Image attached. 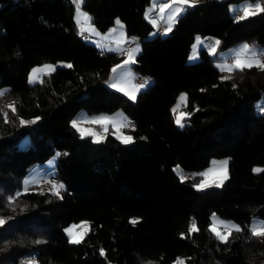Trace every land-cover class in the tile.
<instances>
[{
  "label": "trees",
  "instance_id": "obj_1",
  "mask_svg": "<svg viewBox=\"0 0 264 264\" xmlns=\"http://www.w3.org/2000/svg\"><path fill=\"white\" fill-rule=\"evenodd\" d=\"M241 1L197 0L165 32L146 13L152 0H83L100 30L120 19L128 41L140 39L131 65L153 81L132 99L109 83L125 44L115 51L90 40L73 0H0V264H176L181 256L185 264H264V236L251 225L253 215L264 218V166L255 168L264 165L256 103L264 68L223 75L215 63L238 41L264 45V12L240 19L231 3ZM197 35L219 43L189 61ZM59 59L71 67L28 81L33 66ZM183 90L190 115L180 126L172 110ZM120 108L136 120L126 127L131 143L73 127L82 109ZM54 153L62 192L24 189L20 178ZM221 155L230 156L223 183L194 187L198 175L189 174ZM214 213L241 223L227 242L211 230ZM80 219L90 228L72 243L65 226Z\"/></svg>",
  "mask_w": 264,
  "mask_h": 264
},
{
  "label": "rangeland",
  "instance_id": "obj_2",
  "mask_svg": "<svg viewBox=\"0 0 264 264\" xmlns=\"http://www.w3.org/2000/svg\"><path fill=\"white\" fill-rule=\"evenodd\" d=\"M255 3H262L261 0H246L241 2H232L231 3V10L234 11L237 8L241 10V13L239 15H243V9L252 4L254 6ZM169 7H165V6ZM184 4L178 3V0H152L151 4L147 7L146 13L151 19V21L157 26L160 23L167 24V30L165 32H168L169 28H172V24L174 23V19L176 16L174 15L177 12V8H183ZM161 8H164V11H161ZM82 10L83 7H82ZM182 10V11H183ZM83 12V11H82ZM181 12V11H180ZM179 12V13H180ZM77 16L82 20V18L79 16L77 12ZM90 17V15H87ZM175 16V17H174ZM91 18V17H90ZM118 21H121L120 19H117ZM83 21V20H82ZM87 25H92L94 28H96L97 32H91L92 34L88 37L90 40L95 41L98 45L104 46L106 44V38L109 41H116V42H122L125 44L128 41V34L126 30L123 28L117 27V24L114 23L111 25L107 30L103 31L98 29L92 19L90 20V23L83 21ZM115 29V31H113ZM108 34L107 37L102 36L103 34ZM205 41V37L202 35H197L195 38V41L193 42L188 60L194 61L200 58L199 50L200 47L205 44H200L201 42ZM217 40L214 39L212 43L208 45V48L211 52L216 51V44ZM245 46H248L250 51L245 50ZM213 48H215V51H213ZM133 49H138L140 51L141 44L136 43L134 44L129 50L132 51ZM129 51V52H130ZM134 53L133 60L135 59L136 53ZM263 52V54H261ZM128 53V52H127ZM219 56L216 57L215 63L223 70V75H229L232 71H228L227 69H235L236 68V60L237 58L240 59H247V60H253L255 57H264V45L261 43L249 41V40H241L233 45L220 49L218 51ZM229 57L233 58L232 62H228L227 59ZM231 58V59H232ZM128 60V55L124 56L122 60L117 62L115 65L116 67L112 68L111 78L109 79L110 85L113 87L121 90L124 89V93H133L135 97L137 98V93H134V88L130 87L129 85H126L124 83V77L128 72L134 71V68L132 67L131 63H125V61ZM71 61L67 59H59L57 61H46L43 63L36 64L32 67L31 71L29 72L28 81L30 83H35L39 79H41L43 73L48 72V68L55 69L59 65H70ZM124 65V67L122 66ZM113 69H116L115 72H113ZM33 73H36V78L33 79ZM123 77V78H122ZM153 79L151 80V82ZM150 84V83H148ZM146 84V85H148ZM145 85V86H146ZM2 89H0L1 91ZM128 95V94H127ZM130 96V95H129ZM181 97H186L185 101L181 100ZM135 98V99H136ZM187 101V91L183 90L179 93L175 103L173 104V108H176L177 105H180V107L177 109L176 114H174V119L176 121V115H178L180 112L188 113L187 110L184 108V103ZM257 106L264 111V93L257 99ZM86 116L79 115V112L74 117L73 121H77L79 123L80 129L83 130L80 131L82 135L91 134L95 139H101L103 138L108 131H113L117 136H120L123 134L124 136H130L133 139L132 133L126 129V127L117 129V124H127V121L129 119L127 113L122 109H118L112 112L107 111H100L95 112V114H91L89 117L88 112L86 111ZM106 117L109 120L113 121V123H94L90 121H98L100 118ZM186 120H183V125H185ZM128 125V124H127ZM131 125V124H130ZM214 136H221L222 132L217 131L213 134ZM58 154L54 153L52 154L48 159H46L43 163H35L33 164L30 169L27 171L25 175H23L20 178L22 187L24 189L30 188V187H36L43 190H53L56 191L54 188L55 185H62L63 187L59 189V193L62 192V189L64 188V182L62 180H58L55 177L56 174V163H57ZM230 156L228 155H221V156H213L211 159V162L209 165L204 167L203 169L196 171L195 174H189V175H198L195 185L199 184L202 180H206L209 185H221L225 178L228 176V162H229ZM226 162V163H225ZM264 165L257 164L255 166L256 169L262 168ZM177 169L180 170V166H176ZM203 173H209L207 177L202 175ZM186 175V174H184ZM87 223L90 228V220L89 219H80L78 221H73L65 226V230L68 232V229L72 228L73 225H80L82 223ZM193 222L191 223L192 226ZM196 224V223H195ZM213 225L219 226V230L224 232L227 235L228 229L224 226H232L233 229L240 228L241 223L230 218L222 217L214 213L213 221L211 222L210 226L213 227ZM251 225L253 228H257L259 226H264V218L260 215H253L251 219ZM223 227V228H220ZM197 227V226H196ZM88 229H76L77 232L84 231L85 234L89 230ZM69 234V233H68ZM228 236V235H227ZM84 237V236H83ZM70 239L71 236H70ZM184 261L183 256L179 257L176 261V264L178 261ZM24 264H37V261L31 257L26 258L23 261ZM185 264V262H184Z\"/></svg>",
  "mask_w": 264,
  "mask_h": 264
},
{
  "label": "snow or ice",
  "instance_id": "obj_3",
  "mask_svg": "<svg viewBox=\"0 0 264 264\" xmlns=\"http://www.w3.org/2000/svg\"><path fill=\"white\" fill-rule=\"evenodd\" d=\"M73 3L76 5V10L79 14V16L82 18L83 21L90 23L91 18L89 16H87V14L82 12V4H83V0H73ZM178 3L180 4H184V5H188V6H195L196 0H178ZM165 7H169V6H165ZM182 8H177V12L174 15H178L180 11H182ZM161 11H164V8H161ZM260 12H264V4L262 3H255L254 6L252 4L246 6L243 9V15L240 16V19H246L247 17L251 16V15H256L257 13ZM117 23H119V21H117ZM88 28L84 27V24H81V32L83 33L84 31H88ZM170 30V28L168 29ZM113 31H115V29H113ZM219 42L217 41L216 44H218ZM245 50L246 51H250V49L248 48V46H245ZM138 49H133L132 51L128 52V60L125 61V63H129L133 61V56L134 53L137 52ZM213 51H215V48H213ZM69 67H71V65H68ZM250 67H262L264 68V57H255L253 60H247L245 59H240L237 58L236 60V68H238L239 70H243L244 68H250ZM53 68H48L47 71L51 72L53 71ZM228 71H232L234 69H227ZM116 69H113V72H115ZM36 78V73H33V79ZM147 82H145L146 84ZM145 84H141L138 86V88H142L145 86ZM137 88V90H138ZM124 89H121V91H123ZM128 95H130V97L132 99H135V95L133 93H127ZM182 101L186 100V97H181ZM180 107V105H177L176 108H173V113L176 114L177 109ZM189 113H185V112H180L178 115H176V123L180 126H183V120L189 116ZM22 123H27L24 121H21ZM90 122H94V123H113V121L109 120L106 117L100 118V120L98 121H90ZM129 125L127 124H117L116 127L117 129H121L124 127H128ZM73 127H76L79 131H82V129H80L79 127V123L77 121H73ZM118 138L121 139V141L123 143H131L132 142V138L130 136H124L123 134H121ZM226 163V162H225ZM178 170V169H177ZM256 171H260V169H257ZM202 175H204L205 177H207L209 175V173H203ZM182 179H186V177H181ZM209 183L206 180H202L199 184L194 185V187H196L197 189H203L206 187H209ZM62 185H55L54 188L56 189V195H59V189L62 188ZM12 203H14V201H12ZM135 222V221H134ZM4 223H6V220H4L3 218H0V225H3ZM225 228L228 229L227 235H230L231 231L233 230L232 226H224ZM89 225L85 222L82 223L80 225H73L72 228L68 229V233L71 236V242L72 243H80L83 236L85 235L84 231H80L77 232L76 229H88ZM197 227L195 222H193L190 231H196ZM216 235L217 237L223 241V242H227V235L219 230V226L217 225H213L212 229H211ZM235 230H239V229H235ZM252 234L254 236H264V226H259L257 228H253L252 229ZM177 264H184V261H178Z\"/></svg>",
  "mask_w": 264,
  "mask_h": 264
},
{
  "label": "crops",
  "instance_id": "obj_4",
  "mask_svg": "<svg viewBox=\"0 0 264 264\" xmlns=\"http://www.w3.org/2000/svg\"><path fill=\"white\" fill-rule=\"evenodd\" d=\"M197 1V0H196ZM187 5H184L183 6V8H185ZM83 7V6H82ZM83 9L84 10H82L83 11V13H85V14H87V15H90V17H91V19H92V21H93V18H92V14L87 10V9H85L84 7H83ZM242 14V13H241ZM175 16H177V15H175ZM174 16V17H175ZM241 16V15H240ZM75 17H76V20L78 21V23L79 24H84V27L85 28H88L89 30L88 31H85V32H87L89 35H91L92 33L91 32H97V30H96V28H94V26H92V25H87L86 23H84L78 16H77V10L75 11ZM176 18V17H175ZM175 18H173V19H175ZM117 21L118 20H116V24H117V27H119V28H123L124 30H126L125 29V26H124V23L122 22V21H119V23H117ZM94 23V22H93ZM94 25H95V23H94ZM96 26V25H95ZM97 27V26H96ZM98 28V27H97ZM99 29V28H98ZM127 32V31H126ZM128 34V33H127ZM105 35V37H107V35L108 34H103L102 36H104ZM129 35H128V39H129ZM106 40V44L104 45V46H101V47H103V48H106V49H109V50H117V51H119V50H121L122 48H123V46H122V44H120L119 42H116V41H109L107 38L105 39ZM199 41H200V39H199ZM201 42V41H200ZM201 45L202 44H205V41H203V42H201L200 43ZM130 50H128L127 52H129ZM127 52L125 53V55L124 56H126L127 55ZM137 54V53H136ZM136 56V55H135ZM229 58H232V57H229ZM228 61V60H227ZM232 61H233V58H232ZM232 61H230V62H232ZM229 62V61H228ZM115 65H117L116 63L113 65V68L114 67H116ZM123 67H124V65H122ZM133 67V66H132ZM123 78V77H122ZM124 83L126 84V85H129L130 87H133L134 88V93H138V91L141 89V88H138V86L139 85H141V84H145V82H147L146 84H148V83H150L151 82V79H148V78H146V77H144V76H142V75H139L137 72H136V70L134 69V71L132 70V72H128V74H127V77H126V75H125V77H124ZM145 84V85H146ZM137 88H138V90H137ZM143 88V87H142ZM118 110V109H117ZM85 112H86V110L85 109H82V110H80L79 111V115H81V116H86L87 114H85ZM91 114H95V113H89L88 112V116L89 117H91L90 115ZM127 124L128 125H130L129 124V119H128V121H127Z\"/></svg>",
  "mask_w": 264,
  "mask_h": 264
},
{
  "label": "built area",
  "instance_id": "obj_5",
  "mask_svg": "<svg viewBox=\"0 0 264 264\" xmlns=\"http://www.w3.org/2000/svg\"><path fill=\"white\" fill-rule=\"evenodd\" d=\"M241 13V11H239V14ZM79 27L81 28V24H79ZM166 25L165 24H160V26H159V31H164L165 29H166ZM87 35V33H85L84 34V36H86ZM140 41V39H136V40H131V41H128V42H126L125 43V49L124 50H122L121 51V53H126L134 44H136L137 42H139ZM213 42V39H211V38H208V39H205V43L206 44H210V43H212ZM229 62L230 61H232V59L231 58H228L227 59ZM129 124H131V125H135L136 124V120L134 119V118H132V117H130L129 118ZM221 227V226H220Z\"/></svg>",
  "mask_w": 264,
  "mask_h": 264
}]
</instances>
